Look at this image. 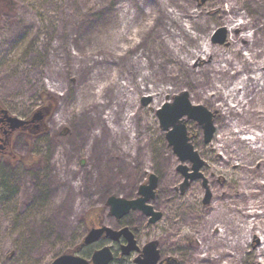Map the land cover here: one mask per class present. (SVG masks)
I'll list each match as a JSON object with an SVG mask.
<instances>
[{
	"label": "bare ground",
	"instance_id": "obj_1",
	"mask_svg": "<svg viewBox=\"0 0 264 264\" xmlns=\"http://www.w3.org/2000/svg\"><path fill=\"white\" fill-rule=\"evenodd\" d=\"M113 3L62 2L60 29L68 40L71 33L89 37L81 54L72 55L64 44L65 53L81 63L77 74L90 69L92 73L87 82L88 73L85 76L77 98L55 117L60 122L62 116L71 124L76 147L64 165H57L50 136L47 149L52 170L63 178L77 175L80 170L72 163L80 153L93 150L101 158L113 146L142 162L139 148L154 143L156 129L129 102L128 95L148 92L157 108L162 96L186 87L213 112L215 133L205 144L212 154L223 153L219 156L222 163L241 171L243 188L223 193L224 199L213 203V209L222 210L219 217L204 216L189 203L175 199L171 192L175 175L168 155L160 154L157 164L163 196L177 208L179 229L194 226L201 231L203 241L193 245L195 259L238 264L240 252L251 246L259 257L256 261L262 263L264 228L258 223L264 210H257L264 209V0H208L197 7L185 5L184 0ZM216 23L228 34L221 46L210 41ZM253 165L257 170L249 178ZM175 235L186 236L191 243L194 237L184 232Z\"/></svg>",
	"mask_w": 264,
	"mask_h": 264
},
{
	"label": "rangeland",
	"instance_id": "obj_2",
	"mask_svg": "<svg viewBox=\"0 0 264 264\" xmlns=\"http://www.w3.org/2000/svg\"><path fill=\"white\" fill-rule=\"evenodd\" d=\"M4 1L7 3L3 9L7 11H0V104L14 116L26 118L40 105L41 91L47 92L46 96L51 98L52 103L47 105L49 111L44 130L28 146L25 139L18 140L19 144L15 148L13 145L19 157L17 162L6 164L0 161V264H48L51 257L73 249L81 240L86 234L83 218L85 215L95 217L93 210H97L98 216L95 218H103L106 226L113 228L119 225L108 216L107 198L110 195L136 198L138 187L147 182L150 174L158 180L155 197L150 204L162 213V218L147 228L142 227L141 235L159 240L161 256L175 260V264H214L208 259L200 261L193 257V245H196L197 240L203 241L201 231H197L194 226L179 229L181 225L177 221V208L163 196L157 164L160 154L168 155L169 165L175 175V183L171 186L175 199L189 203L194 209L203 212L204 216L219 217L222 210L213 209V203L217 199H224L223 193L242 190L243 174L234 169L232 164L222 163V159H219V156L223 157L221 151L218 156L212 154L204 142L202 127L183 116L187 137L205 162L201 173L207 180L211 199L208 204L202 202L205 192L202 179L192 181L181 194L179 186L183 177L176 170L180 162L172 147L168 146L167 131L162 130L157 115L164 104L172 103L174 96L181 92L187 93L192 105H201L212 114V125L213 112L186 87L162 96L157 108L152 104L153 98L147 95L148 92L128 95L129 102L139 107L148 124L156 129L154 143L139 148V157L143 154L144 158L142 162L129 154L124 155L119 146H113L101 158L89 150L73 160L72 167L80 172L63 178L52 170L47 144L51 136L55 163L64 165L69 158V151L73 153L76 147L73 129L62 116L60 122L55 117L66 104L77 98L79 88L89 81L92 73L90 69L89 72L77 74V67L81 63L67 57L64 44L71 49L72 55H78L87 48L89 37L82 32L71 33L69 41L66 33L60 29L64 0ZM8 1H12L11 5H8ZM120 1L124 0H113V4ZM207 2L184 0L185 5L191 7ZM10 7L12 9L8 10ZM157 14L155 12L153 16ZM218 30H223L218 36V39L224 38L222 43L214 42L213 39ZM227 37L223 25H212L210 41L213 44L224 45ZM51 44L53 49L50 48ZM147 98L149 101L143 105V100ZM189 124L194 127H188ZM195 135L200 139L198 142ZM20 159L27 161L29 167L21 163ZM184 164L189 168L191 166L189 162ZM53 166L57 167L55 164ZM254 170H257L255 165L248 174L249 178L253 177ZM262 204L264 206V199ZM235 205L241 207L242 204L236 201ZM262 210L258 208L257 211ZM143 218L141 212L132 211L124 219L145 226ZM251 218L257 220V216ZM258 224L264 228V218ZM180 232L194 236L192 243L186 236L176 238L175 234ZM257 258L250 246L247 251L240 252L238 264H264V256L260 257L262 263L257 262Z\"/></svg>",
	"mask_w": 264,
	"mask_h": 264
},
{
	"label": "water",
	"instance_id": "obj_3",
	"mask_svg": "<svg viewBox=\"0 0 264 264\" xmlns=\"http://www.w3.org/2000/svg\"><path fill=\"white\" fill-rule=\"evenodd\" d=\"M223 33V30H218L214 36V42L222 43L224 38L218 39V36ZM149 98L143 100V105H146ZM48 107H41L35 110L31 117L27 120L20 119L16 116H9L5 109L2 112L11 123V128L15 129L27 123H35L38 132L42 131L45 125V118L48 114ZM159 123L162 130L166 132V140L168 146L172 147L173 153L177 156L180 164L176 170L182 175L183 181L179 186L180 193L183 194L189 187L190 183L197 179H202V186L205 190L203 204H208L211 199L207 180L203 177L201 169L205 162L201 159L198 152L194 149L189 141L183 116L187 119L196 121L203 129L204 142L211 140L214 126L212 125V114L201 105H192L187 98L186 92H181L174 96L172 103H166L157 111ZM171 127V129H169ZM37 133V132H36ZM189 162L190 168L184 163ZM157 177L150 174L146 183L141 184L137 189V196L133 199L110 195L106 200V205L109 207V215L120 219L127 215L130 211H140L148 217V223H156L162 217V213L154 209L150 201L154 199L157 188ZM121 235L127 239V243L122 247V254H129L131 251L138 250L134 240L133 233L127 227L121 229H113L104 224L99 227L90 228L85 234L82 242L83 245H88L97 242L102 237L117 240ZM112 259V253L108 246H104L94 252L92 256L93 264H108ZM159 252L157 249V241H150L143 248V258L137 259L138 264H161L158 263ZM50 264H89L84 258L64 253L58 255Z\"/></svg>",
	"mask_w": 264,
	"mask_h": 264
},
{
	"label": "flooded vegetation",
	"instance_id": "obj_4",
	"mask_svg": "<svg viewBox=\"0 0 264 264\" xmlns=\"http://www.w3.org/2000/svg\"><path fill=\"white\" fill-rule=\"evenodd\" d=\"M3 109H5L7 111L9 116H14V115L12 113H10L9 110H7L4 106H2L0 104V161L5 162L7 164V163L17 162V160L19 158L18 155L15 153V150H13V145L15 148V146L19 144L18 140L25 139L26 145L28 146L29 142H31L33 139H35L36 132H38L39 129H36L35 123H31V122L27 123L26 125H22L18 128H15V129L11 128V123L8 121V118L6 117V115L2 112ZM29 118H30V116H28L26 118H21V119L27 120ZM130 212H132V211H130ZM127 215L123 216L120 219H116L115 217L110 216L109 212H108V216L114 218L115 221L119 224V225L113 227V229L118 230V229H121L123 227L129 228V230L134 235V240H135L136 247L138 250L131 251L127 255L122 254L121 249L127 243V239L124 235H121L117 240H112L110 238L102 237L100 240H98L95 243L82 246L83 238L85 236L84 235L81 238V240L73 247V249L65 250V251L51 257V260L49 261L48 264H50L53 261V259H55L58 255L64 254V253H70V254L82 257L89 264H93L92 256H93L94 252L97 251L98 249L104 247V246H108L110 248L111 253H112V259L110 260V262L108 264H138L137 259L143 258V248L150 241H157V249L159 252L158 263L161 262V264H175L176 263L175 260L164 258L161 256V250L159 248V245H160L159 240L150 239V238H147V236L141 235L142 234L141 229H144L142 227L147 228L150 225H153L155 223H153V224L148 223V217H146L142 213V215L144 217L142 220L145 221V226H144V224L141 225L140 223L133 224V222L131 220L124 219ZM93 216L97 217L96 214ZM95 217L89 218L88 223H87L86 233L90 228L99 227L100 225L104 224L103 221H100L99 219H96Z\"/></svg>",
	"mask_w": 264,
	"mask_h": 264
},
{
	"label": "trees",
	"instance_id": "obj_5",
	"mask_svg": "<svg viewBox=\"0 0 264 264\" xmlns=\"http://www.w3.org/2000/svg\"><path fill=\"white\" fill-rule=\"evenodd\" d=\"M7 3V2H6ZM6 3H5V1L4 0H0V11H2V13L3 12H6L7 10H4L3 9V7L6 5ZM11 3H12V1H8V5H11ZM10 9H12L11 7L8 9V10H10ZM47 95V92L46 91H41L40 92V95H39V99H40V105L38 106V108H40V107H44V106H47V105H51V98H49L48 96H46ZM36 110V109H35ZM38 136V135H37ZM36 136V137H37ZM35 137V138H36ZM20 162L21 163H23L25 166H27V167H29L28 166V162L27 161H25V160H21L20 159ZM10 164V163H9ZM96 211L97 210H93V213L92 214H96L97 216H98V214L96 213ZM89 213V212H88ZM84 217V216H83ZM89 218L90 217H88L87 215H85V217L83 218L84 219V228H85V231L87 230V223H88V220H89ZM103 218H101L100 217V221H103L102 220Z\"/></svg>",
	"mask_w": 264,
	"mask_h": 264
}]
</instances>
